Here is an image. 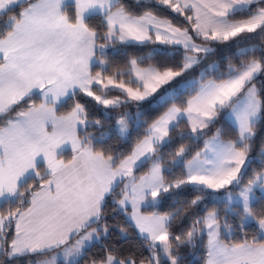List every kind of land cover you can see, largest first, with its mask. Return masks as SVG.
Returning <instances> with one entry per match:
<instances>
[{
  "label": "snow or ice",
  "instance_id": "1",
  "mask_svg": "<svg viewBox=\"0 0 264 264\" xmlns=\"http://www.w3.org/2000/svg\"><path fill=\"white\" fill-rule=\"evenodd\" d=\"M0 264H264V0H0Z\"/></svg>",
  "mask_w": 264,
  "mask_h": 264
},
{
  "label": "trees",
  "instance_id": "2",
  "mask_svg": "<svg viewBox=\"0 0 264 264\" xmlns=\"http://www.w3.org/2000/svg\"><path fill=\"white\" fill-rule=\"evenodd\" d=\"M113 143H116V141H113ZM117 239H118V238H114L112 242H116ZM137 243H138V242H137ZM126 246H127V247H131L132 244H128V245H126ZM97 251H98L97 249H93V254H95ZM192 251H193V250H188V252H192ZM195 254H196L197 258H201V257H202V253L199 252V251H197ZM185 255H186V257H187V256H188V253L186 252Z\"/></svg>",
  "mask_w": 264,
  "mask_h": 264
}]
</instances>
